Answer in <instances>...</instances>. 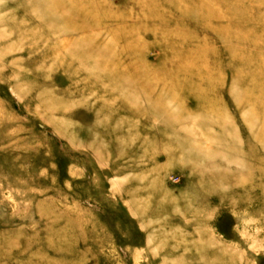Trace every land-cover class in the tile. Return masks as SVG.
I'll return each mask as SVG.
<instances>
[{
    "label": "rangeland",
    "instance_id": "1",
    "mask_svg": "<svg viewBox=\"0 0 264 264\" xmlns=\"http://www.w3.org/2000/svg\"><path fill=\"white\" fill-rule=\"evenodd\" d=\"M263 102L264 0H0V264H264Z\"/></svg>",
    "mask_w": 264,
    "mask_h": 264
},
{
    "label": "bare ground",
    "instance_id": "2",
    "mask_svg": "<svg viewBox=\"0 0 264 264\" xmlns=\"http://www.w3.org/2000/svg\"><path fill=\"white\" fill-rule=\"evenodd\" d=\"M215 1L217 2V0H215ZM220 1H221V0H220ZM232 7H233V6H232ZM76 9H77V8H76ZM227 9H228V8H227ZM227 9H226V10H227ZM233 9H234V8H233ZM84 10H85V9H84ZM84 10L82 9V10H80V11L82 12V11H84ZM231 10H232V9H231ZM234 10H236V9H234ZM209 11H210V9L207 11L208 13L206 12L207 15L209 14ZM232 11H233V10H232ZM75 12H76V11H75ZM75 12L72 10V11L70 12L69 15H70L71 17H72V16H73V17H76V16H75V15H76ZM84 12H85V11H84ZM86 12H87V11H86ZM224 12H225V11H224ZM228 12H231V11H228ZM226 13H227V12H226ZM84 14H86V13H84ZM230 14H231V13H230ZM205 15H206V14H205ZM205 15H204V16H205ZM219 15H220V14H217V16H219ZM70 16H69V17H70ZM217 16H216V17H217ZM208 17H209V16H208ZM206 18H207V17H206ZM206 18H205V19H206ZM232 25H233V24H232ZM232 25H231V26H232ZM263 103H264V102H263Z\"/></svg>",
    "mask_w": 264,
    "mask_h": 264
}]
</instances>
